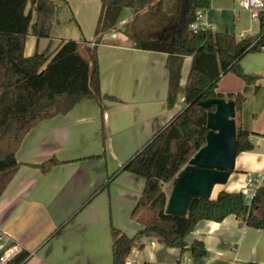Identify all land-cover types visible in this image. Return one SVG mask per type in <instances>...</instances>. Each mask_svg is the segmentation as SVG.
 I'll return each instance as SVG.
<instances>
[{
	"label": "crops",
	"instance_id": "1",
	"mask_svg": "<svg viewBox=\"0 0 264 264\" xmlns=\"http://www.w3.org/2000/svg\"><path fill=\"white\" fill-rule=\"evenodd\" d=\"M54 2L59 11L50 38L7 39L0 35L4 49L0 75L8 74V62L13 57L27 60L45 54L42 69L49 72L52 86L74 89L69 79L72 68L65 75L60 71L65 61L72 63L76 56L86 65L84 91L78 93L81 98L68 113L38 123L23 138L15 155L20 166L0 195V236L5 239L4 245H16L30 253L24 264H112L110 229L114 227L135 237L127 258L129 264H264V231L247 228L233 216L220 223L201 221L192 233L172 244L154 234H137L141 226L131 213L144 187L139 176L122 172L91 197L182 108V89L192 58H183L180 92L170 106L167 55L135 48L134 36L127 32L134 19H142L136 29L140 33L155 29L149 28L151 20L155 26L160 25L165 11H175L174 0H165L163 11L155 15L122 9L114 29L103 34L99 44L95 43V29L100 0ZM231 11L227 12L229 19ZM216 20L208 9L200 22L214 32L227 29L226 24L213 27ZM93 55L101 101L92 98L96 89L91 69ZM54 64L59 72L52 78ZM235 116L236 125L250 133L254 148L236 156L226 185L215 186L211 199L220 191L238 192L248 175L264 174V125L247 128L240 114ZM51 159L62 164L45 172L35 167ZM169 185L172 182L161 187L167 200ZM61 226L60 233L49 239ZM193 241L203 243L206 256L193 260L188 252L182 253Z\"/></svg>",
	"mask_w": 264,
	"mask_h": 264
},
{
	"label": "trees",
	"instance_id": "2",
	"mask_svg": "<svg viewBox=\"0 0 264 264\" xmlns=\"http://www.w3.org/2000/svg\"><path fill=\"white\" fill-rule=\"evenodd\" d=\"M165 0H100L101 13L97 21L96 44L101 36L114 29L122 9L133 12L146 11L156 14L163 11ZM175 11L164 12L160 25L149 31L145 37H133L135 48L167 55L168 104L175 102L180 92V68L184 57H191L186 83L182 89L183 105L180 111L157 132L139 151L122 164L108 177L91 197L108 187L120 173L128 172L144 180L142 193L131 213L141 229L137 234H154L165 243H175L192 233L201 221L220 223L229 216L235 217L241 225L264 231V185L255 190L247 200L239 192L220 191L214 199L193 200L184 216L165 212L167 198L162 184L174 182L180 171L193 155L205 145L208 133L207 115L215 111L214 106L202 108L200 103L210 100L231 101L235 113H239L245 101V91L257 80L245 74L240 66L248 54H258L264 46V31L254 36L236 40L228 30L214 32L209 28L191 30L189 25L196 19V12H205L210 7L209 0H174ZM54 0H0V35L9 39L25 36L50 38L52 24L58 14ZM15 42V40H12ZM4 49L0 45V55ZM65 61L61 74L72 68L69 77L74 89H59L49 82V72L42 69L46 62L45 54L31 59L11 58L8 74L0 75V195L20 166L15 155L26 134L38 123L59 114L68 113L80 100L79 92L84 91L86 65L83 61ZM53 65L52 78L57 77L58 68ZM92 72L95 91L92 98L101 101L98 89L99 78L96 58L93 55ZM228 74L239 78L244 88L235 94L222 95L216 92L220 79ZM258 87H254V92ZM110 99L109 97H104ZM250 133L240 126L235 128L236 156L250 152L253 145ZM102 134V140H104ZM62 164L55 159L35 166L42 172ZM62 226L49 237L57 236ZM112 264H127L135 237H128L120 230L111 227ZM191 259L206 256L201 241H193L188 249ZM30 253L21 250L7 264H24ZM148 264V263H142ZM177 264H180L179 262ZM257 264V263H252Z\"/></svg>",
	"mask_w": 264,
	"mask_h": 264
},
{
	"label": "water",
	"instance_id": "3",
	"mask_svg": "<svg viewBox=\"0 0 264 264\" xmlns=\"http://www.w3.org/2000/svg\"><path fill=\"white\" fill-rule=\"evenodd\" d=\"M202 108L214 106L207 115L208 133L200 148L172 183L165 212L184 216L193 200L211 199L216 185H226L234 170L236 138L234 104L225 100L200 103Z\"/></svg>",
	"mask_w": 264,
	"mask_h": 264
},
{
	"label": "rangeland",
	"instance_id": "4",
	"mask_svg": "<svg viewBox=\"0 0 264 264\" xmlns=\"http://www.w3.org/2000/svg\"><path fill=\"white\" fill-rule=\"evenodd\" d=\"M209 1V15L211 17H217V25H213V27L222 26L224 24L228 25L226 30L232 33L236 40H238L237 37L240 34L243 36H254L259 32V23L252 20L247 11L240 10L235 19H233V17L231 18V22L227 12L229 9L235 7L233 0ZM141 21L142 19H134V21L127 26V32L137 38L145 37L147 34L146 32L140 33L137 31V27ZM154 27V21L151 20L149 28L151 29ZM240 66L245 74L252 75L257 79L256 85L259 86L256 92H254V85L247 87L245 91L246 101L239 111L241 121L243 126H246L247 128H259L264 125V52L246 55L241 60ZM243 87L244 84L239 78L232 74H228L219 81L217 91L223 94H226L227 92L236 93L239 91L241 92ZM253 115L255 116L253 117ZM236 121V116L234 115L235 128L238 126L236 125ZM251 177H255V175H251ZM170 187L172 188V185L167 186V194L169 193L168 189Z\"/></svg>",
	"mask_w": 264,
	"mask_h": 264
},
{
	"label": "built area",
	"instance_id": "5",
	"mask_svg": "<svg viewBox=\"0 0 264 264\" xmlns=\"http://www.w3.org/2000/svg\"><path fill=\"white\" fill-rule=\"evenodd\" d=\"M235 7L232 9V17L235 19L237 17V13L240 10L247 11L250 14V18L254 21H257L259 25H262L264 31V0H233ZM204 12L197 11L196 19L193 23L189 25L191 30H204L207 29L208 26L200 22L203 18ZM245 36L240 34L237 38L238 40L243 39ZM264 46H260V50L262 51ZM264 183V174L255 175V177H251L248 175L245 178V182L239 189V193L243 195L247 200H250L255 190L263 185ZM5 239L0 236V264H7L10 260H12L21 249L16 245H4ZM126 263L128 260L126 259Z\"/></svg>",
	"mask_w": 264,
	"mask_h": 264
},
{
	"label": "bare ground",
	"instance_id": "6",
	"mask_svg": "<svg viewBox=\"0 0 264 264\" xmlns=\"http://www.w3.org/2000/svg\"><path fill=\"white\" fill-rule=\"evenodd\" d=\"M216 186H221V185H216Z\"/></svg>",
	"mask_w": 264,
	"mask_h": 264
}]
</instances>
